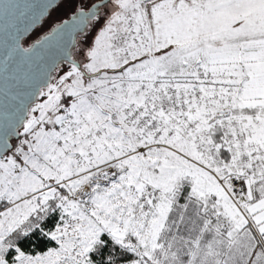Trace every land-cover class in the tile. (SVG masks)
<instances>
[{
    "label": "snow or ice",
    "instance_id": "6c2138e0",
    "mask_svg": "<svg viewBox=\"0 0 264 264\" xmlns=\"http://www.w3.org/2000/svg\"><path fill=\"white\" fill-rule=\"evenodd\" d=\"M0 264H264V0H0Z\"/></svg>",
    "mask_w": 264,
    "mask_h": 264
},
{
    "label": "rangeland",
    "instance_id": "374dc122",
    "mask_svg": "<svg viewBox=\"0 0 264 264\" xmlns=\"http://www.w3.org/2000/svg\"><path fill=\"white\" fill-rule=\"evenodd\" d=\"M63 13L61 12L60 14H58V15H62Z\"/></svg>",
    "mask_w": 264,
    "mask_h": 264
}]
</instances>
